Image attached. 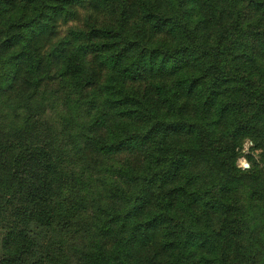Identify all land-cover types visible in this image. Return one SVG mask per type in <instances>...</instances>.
Instances as JSON below:
<instances>
[{
  "label": "trees",
  "instance_id": "obj_1",
  "mask_svg": "<svg viewBox=\"0 0 264 264\" xmlns=\"http://www.w3.org/2000/svg\"><path fill=\"white\" fill-rule=\"evenodd\" d=\"M49 1L10 24L21 33L0 38V48L24 46L10 65L0 49V83L67 76L97 111L89 145L127 160L115 169L112 203L97 210L94 244L73 257L54 240L46 258L34 259L30 226L70 230L76 183L49 150L11 158L0 136L15 198L2 210L1 264H264V64L259 73L247 68L264 57V0ZM93 6L116 19L103 25L80 9ZM57 18L74 22L66 35L58 36ZM117 117L122 130L111 134ZM247 140L260 165L249 158L243 168Z\"/></svg>",
  "mask_w": 264,
  "mask_h": 264
},
{
  "label": "rangeland",
  "instance_id": "obj_2",
  "mask_svg": "<svg viewBox=\"0 0 264 264\" xmlns=\"http://www.w3.org/2000/svg\"><path fill=\"white\" fill-rule=\"evenodd\" d=\"M42 1L14 0V2H10V0H1L0 38L6 39L10 32H13V36L21 33L20 29L11 28L10 24L33 17ZM49 2L54 4L57 0ZM96 8L93 6L91 10H87L85 7L80 9L86 12L87 17H93L96 12L98 21L103 25L113 23L116 19V15L112 11L110 14L106 10L101 13ZM57 19H59V31L62 33L58 36L66 35L68 27L74 22L70 21L68 24H64L62 18ZM35 30L39 31L40 27H36ZM25 32L27 34L29 31ZM3 44V47L0 48L3 61L10 65L11 56L19 53L22 49L24 50V46L23 43L11 44L7 42ZM263 64L264 57L259 54L255 62L247 64V68L259 73ZM42 78L40 81H37L38 79L26 81L25 87L18 79L13 89L9 87L11 81L9 75L7 78V82L9 80L8 87L5 88L4 82L0 83L2 85L0 89V136L10 146L11 158L14 154L30 147L41 146L49 150L56 163V169L66 168L69 175L68 180L76 183V189L70 196V200L74 201V204L78 202L76 204L78 208L76 213L69 212V216H73L75 224L70 230L55 232L51 228L36 224H32L29 228L36 251L34 259L46 258V252L57 245L54 240L61 239L65 242L68 252L76 257L75 248L90 247L94 244L95 239L99 238L95 232L97 210L99 206L112 203L109 195L110 188L115 182L121 180L116 175L115 169L117 166H122L127 157L123 153L100 154L93 149L92 145H89L86 133L90 122L95 119L97 111L95 109L89 111L90 106L85 102L87 98L80 97L73 88L67 87V81H70V78L67 76H65L66 79L53 78L52 76L49 79L44 74H42ZM118 120L117 117L112 123L115 125ZM121 124L118 123V125L108 128L109 133H119L122 130ZM252 145L251 140L244 143L243 156L238 159L240 167H250L249 158L260 165V150H252ZM8 160L11 159L8 158ZM246 164L249 166L245 167ZM2 165L0 166V264L2 259L7 256L3 248V240L7 232L4 224L7 221L2 219L5 216L2 215V210L10 207L11 200L15 199L13 188L6 186V179L3 176V172L9 169L10 162H3ZM64 177L66 178L65 175ZM73 177L78 182L73 180ZM261 220H264V215L263 218H260ZM101 240L106 243L102 237Z\"/></svg>",
  "mask_w": 264,
  "mask_h": 264
},
{
  "label": "water",
  "instance_id": "obj_3",
  "mask_svg": "<svg viewBox=\"0 0 264 264\" xmlns=\"http://www.w3.org/2000/svg\"><path fill=\"white\" fill-rule=\"evenodd\" d=\"M248 166H249L248 164L245 165V167H248Z\"/></svg>",
  "mask_w": 264,
  "mask_h": 264
}]
</instances>
